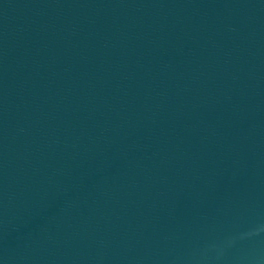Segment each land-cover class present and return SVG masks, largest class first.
<instances>
[{
	"label": "water",
	"instance_id": "water-1",
	"mask_svg": "<svg viewBox=\"0 0 264 264\" xmlns=\"http://www.w3.org/2000/svg\"><path fill=\"white\" fill-rule=\"evenodd\" d=\"M0 264H264V0H0Z\"/></svg>",
	"mask_w": 264,
	"mask_h": 264
}]
</instances>
